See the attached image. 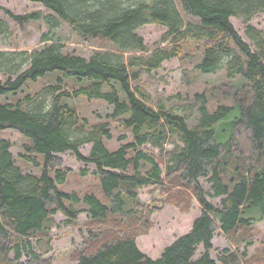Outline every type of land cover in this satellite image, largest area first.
Masks as SVG:
<instances>
[{
	"label": "trees",
	"instance_id": "1",
	"mask_svg": "<svg viewBox=\"0 0 264 264\" xmlns=\"http://www.w3.org/2000/svg\"><path fill=\"white\" fill-rule=\"evenodd\" d=\"M29 1L51 13L14 15L0 6L20 25L44 21L49 29L41 48L0 51V74L6 78L0 82V133L14 129L26 137L29 143L21 157L41 174L24 173L11 152L12 143L0 140L1 262L24 264L27 257L26 264H46L34 244L50 239L54 217L63 214L64 224L74 227L86 214L94 228L76 264H246L249 233L264 221V30L249 24L264 14V0H179L191 21L176 0ZM232 18L247 24L249 43ZM63 24L80 38L105 41L111 48L89 59L66 53L56 35ZM152 24L167 32L161 40L166 45L150 51L137 31ZM6 30L0 21V33ZM188 43L203 50L196 71L224 73L226 80L210 93L196 94L191 106L196 113L183 115L164 104L152 105L151 96L133 83L180 58ZM47 77L53 82L35 96L1 101ZM67 80L79 87L69 89ZM81 97L111 106L108 118L128 132L119 138L127 142L110 150L112 122L93 125L66 102ZM213 100L232 105L211 111ZM170 144L173 149L167 152ZM147 145L158 149L164 162L145 152ZM85 146H91L89 157L81 153ZM67 152L96 166L102 197L62 189L71 170L64 169L58 155ZM88 173L81 171L82 176ZM202 179L210 183L209 192L201 186ZM146 186L191 190L202 208L191 230L156 259L137 244L152 227L154 210L140 198ZM207 196L220 198V205ZM218 232L239 250L225 249L215 260ZM243 244L247 246L239 252ZM201 248L204 252L198 255Z\"/></svg>",
	"mask_w": 264,
	"mask_h": 264
},
{
	"label": "rangeland",
	"instance_id": "2",
	"mask_svg": "<svg viewBox=\"0 0 264 264\" xmlns=\"http://www.w3.org/2000/svg\"><path fill=\"white\" fill-rule=\"evenodd\" d=\"M178 7L187 21H191L182 9L179 0H176ZM0 6L6 8L14 15H26L39 12L43 16L49 15L43 5L34 3L29 0H0ZM0 21L7 24V30L4 34L0 33V51H33L34 49L43 47L46 43L42 42V37L49 33V29L44 21L30 22L20 25L15 22L5 11L0 10ZM231 22L243 37L245 41L250 42L246 36L247 24L244 21L232 18ZM258 29L264 30V14L255 17L250 23ZM167 29L158 24L147 25L140 28L137 33L141 35L149 50L152 51L158 47H163L161 40ZM56 35L65 47V52L78 55L89 59L94 52L107 50L111 48L110 44L105 41L84 40L76 35L72 29L63 24L56 31ZM203 50L196 43H188L185 45L182 56L172 59L163 64V67L151 76H143L138 82L133 83V87H142L150 96L151 104H164L168 109L176 108L183 115L195 114L192 109L196 94L204 92L210 93L214 86L222 84L226 78L224 73L217 75H204L195 70L200 63ZM57 75L60 73H56ZM53 77L40 79L36 83H28L16 96L3 98L1 101L16 103L18 100L24 99L27 95L35 96L43 88L53 82ZM6 78L0 74V82H5ZM69 89H77L79 85L71 80H67ZM68 104L76 108L80 115L87 118L91 124H97L109 121L108 116L113 113V108L107 103L99 100H88L84 97L76 100H66ZM232 105L231 102H223L213 100L210 105L211 111H214L219 105ZM113 140L107 142L110 150L118 149L127 141H120L119 138L128 135L119 123L112 122ZM6 139L12 143L11 152L15 157L17 165H19L24 173L41 174V169L32 166L21 157L25 153V145L29 143L28 139L20 132L14 129H7L0 133V140ZM173 149V145L167 146V152ZM143 150L156 159H162V155L158 149L150 145L144 146ZM91 146H85L81 149V153L89 157ZM63 160L64 169H70L68 183L62 187L67 192H77L80 195L86 193H95L102 197L99 181L94 175L96 166L92 163H84L77 160L72 152L58 155ZM162 162L164 160L162 159ZM163 168L165 167L162 164ZM88 170L87 176H82V170ZM233 168H230L229 174H232ZM201 186L210 191V183L207 180H200ZM191 190L183 191V187H169L168 190L154 186H146L140 189V198L147 208L154 210L151 215L152 227L148 234L139 236L137 244L140 250L151 258H159L164 249L171 245L178 237L188 233L195 219L201 214L202 208L197 199L192 198ZM188 198V201H186ZM208 201L213 205L219 206L221 199H213L207 196ZM66 217L58 214L54 217L50 239L42 238V243L34 244V250L43 257L46 264H76L79 253L88 246L90 240L89 231L94 227L90 223L86 214H82L79 223L74 227H68L64 224ZM249 236L252 243L248 245V257L246 264H264V221L255 225ZM214 250L212 257L218 260V256L225 249L238 251V246L222 232H218L213 240ZM247 244L240 247L239 252H243ZM204 249L199 250L198 255L202 254ZM1 259V258H0ZM14 261V255L10 256ZM22 262L27 263V257ZM0 264H3L0 260ZM220 264V262H219Z\"/></svg>",
	"mask_w": 264,
	"mask_h": 264
}]
</instances>
